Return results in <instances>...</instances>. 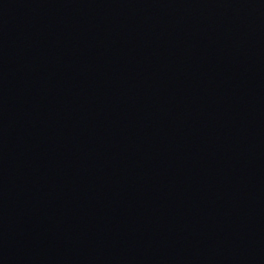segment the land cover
<instances>
[{
	"label": "water",
	"instance_id": "obj_1",
	"mask_svg": "<svg viewBox=\"0 0 264 264\" xmlns=\"http://www.w3.org/2000/svg\"><path fill=\"white\" fill-rule=\"evenodd\" d=\"M0 264H264V0H0Z\"/></svg>",
	"mask_w": 264,
	"mask_h": 264
}]
</instances>
